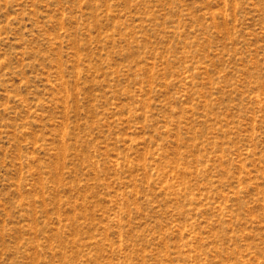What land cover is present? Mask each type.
Segmentation results:
<instances>
[{
	"label": "rangeland",
	"instance_id": "obj_1",
	"mask_svg": "<svg viewBox=\"0 0 264 264\" xmlns=\"http://www.w3.org/2000/svg\"><path fill=\"white\" fill-rule=\"evenodd\" d=\"M0 264H264V0H0Z\"/></svg>",
	"mask_w": 264,
	"mask_h": 264
}]
</instances>
